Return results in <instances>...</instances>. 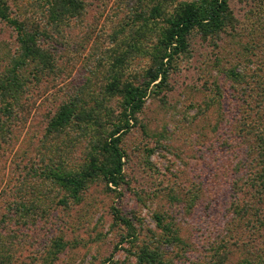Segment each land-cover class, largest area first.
Listing matches in <instances>:
<instances>
[{
	"label": "rangeland",
	"instance_id": "rangeland-1",
	"mask_svg": "<svg viewBox=\"0 0 264 264\" xmlns=\"http://www.w3.org/2000/svg\"><path fill=\"white\" fill-rule=\"evenodd\" d=\"M54 1L0 0V13L49 23ZM201 1L79 0L51 38L58 69L39 79L35 64L23 66L19 115L2 114L0 131L2 264H145L147 252L166 264H264V0H227L229 26L190 32L167 82L120 135V187L98 176L68 199L55 179L103 158L127 118L122 91L146 82L169 19ZM17 51L0 15V81ZM71 103L78 116L54 129Z\"/></svg>",
	"mask_w": 264,
	"mask_h": 264
},
{
	"label": "trees",
	"instance_id": "trees-1",
	"mask_svg": "<svg viewBox=\"0 0 264 264\" xmlns=\"http://www.w3.org/2000/svg\"><path fill=\"white\" fill-rule=\"evenodd\" d=\"M54 3L55 7L46 14L49 23L35 20L29 23H19L11 19L4 11L0 13L1 18L7 22H13L18 41V51L12 69L0 81V103L2 105L0 107V131H4L6 124V121H3L2 114L5 117L12 118L19 115L16 105L20 106L23 93L22 84L24 81H22L23 78L20 72L23 66L29 62L35 64L37 74L34 77L39 79L43 75L52 74L58 69L55 60V54L57 53L55 44L58 41L51 38L56 37V39H59L62 34H65V27L62 25L61 20L65 15L67 17V15L77 13L81 3L79 0H55ZM59 20L60 22H58ZM169 22L170 29L164 41V54L156 61L155 68L148 72L146 82L138 87L129 86L122 91L127 118L124 121H118V125L116 124L118 128L113 131L112 136L102 147L101 154L103 158L100 160L94 159L90 169L78 177L69 174L55 176V179L65 183L63 187L67 192L68 199H79L82 191L87 188L88 182L98 176H102L108 185H113L116 188L122 185L124 153L120 148V135L131 128V122L135 120V114L142 109L150 89H160L167 82L168 72L172 68L173 62L188 48L187 37L192 30L198 28L205 35L222 31L233 22V17L227 0H202L199 3H186L177 18L169 19ZM58 50L60 53L62 48ZM113 92L117 93V91ZM76 114L77 107L72 103L67 104L59 114L55 115L51 126L58 130L67 128L78 116ZM261 152L262 156L260 158L264 162V145H262ZM262 170L264 180V166ZM120 220L130 225L124 217ZM7 249L9 248L7 247ZM147 253L148 255L146 254L141 259L142 263L166 264L162 256L158 258L154 253H152L153 255ZM6 256L0 250V264Z\"/></svg>",
	"mask_w": 264,
	"mask_h": 264
}]
</instances>
